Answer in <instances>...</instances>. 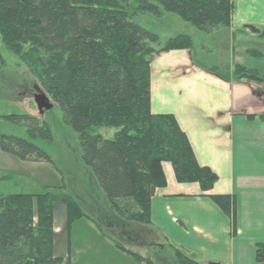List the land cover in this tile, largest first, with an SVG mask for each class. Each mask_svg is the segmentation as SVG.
<instances>
[{"label": "trees", "instance_id": "16d2710c", "mask_svg": "<svg viewBox=\"0 0 264 264\" xmlns=\"http://www.w3.org/2000/svg\"><path fill=\"white\" fill-rule=\"evenodd\" d=\"M233 11L232 0H146L132 14L119 0H0L1 45L58 107L78 138L83 164L120 219L150 224V200L166 185L163 163L171 165L177 183L197 184L203 193L217 182L209 168L197 164L175 118L149 110L151 58L191 49V40L178 35L161 47L158 35L141 28L134 17L172 14L209 35L229 29ZM258 38L264 39V33ZM232 68L237 80L264 82L263 71L241 64ZM2 119L23 125L31 138L51 137L48 126L34 117ZM259 119L264 122V115ZM98 129L115 133L105 139ZM0 151L20 161L51 163L40 148L21 138L1 136ZM209 198L229 217L234 235L235 198ZM55 203L66 205L68 228L87 217L70 198L53 192L0 195V264H63L53 255ZM175 256L177 264H196L181 253ZM255 261L264 264V243L255 246Z\"/></svg>", "mask_w": 264, "mask_h": 264}, {"label": "crops", "instance_id": "0c3cea01", "mask_svg": "<svg viewBox=\"0 0 264 264\" xmlns=\"http://www.w3.org/2000/svg\"><path fill=\"white\" fill-rule=\"evenodd\" d=\"M240 1L245 8L232 14L230 28L221 33L232 39L245 37V42L259 39L264 33V0ZM247 25L259 34L243 29ZM192 50H171L151 58L149 110L175 118L197 164L217 176L216 184L206 193L197 184H179L171 165L163 163L166 185L150 200L149 225L123 219L111 223L88 215L68 228L66 205L55 203L53 255L63 264H79L85 252L98 256L106 243L111 256L131 258L126 264H174L176 252L196 264H259L255 246L264 243V122L259 119L264 115V82L237 80L230 65L227 73L212 72L195 61ZM211 195L235 198L234 235L229 217ZM103 207L115 214L109 203ZM76 229L85 232L77 241L71 234ZM114 229L117 241L111 237ZM90 232L97 243L85 246L92 242L86 236Z\"/></svg>", "mask_w": 264, "mask_h": 264}, {"label": "rangeland", "instance_id": "374dc122", "mask_svg": "<svg viewBox=\"0 0 264 264\" xmlns=\"http://www.w3.org/2000/svg\"><path fill=\"white\" fill-rule=\"evenodd\" d=\"M232 2L233 13L236 12L238 15L245 8V3L242 4V1L238 0ZM119 3L128 14H132L135 8L145 4L146 0H119ZM134 22L158 35L161 47L170 38L186 35L192 42L195 61L205 68L216 69L223 74L227 73L228 65L233 67L235 64H241L264 72V39H251L245 42V37L235 35L233 39L232 36L227 38L221 31L212 35L204 34L172 14H164L161 18L150 14H137ZM249 50L260 54L251 56ZM244 51L246 53H242ZM42 92V88L28 68L0 43V137L25 139L40 148L51 159V163H30L0 151V195L40 194L49 191L70 198L86 216L90 215L96 219L103 217V221L107 218L111 223L114 220L121 221L123 218L120 219L108 207H103L106 202L94 183L90 169L83 164L78 138L64 124L58 107L50 102L51 109L41 112L38 110L33 98ZM22 115L34 117L45 123L51 132L50 139L31 138L23 125L2 119L4 116ZM98 133L105 139H111L115 130L98 129ZM131 230L134 232L133 228ZM102 231L108 235V230ZM113 231L116 232L115 229ZM82 233L77 229L71 232L75 241L82 238L84 235ZM117 233L111 236L114 241L119 238ZM86 236L88 240H92L91 232ZM74 240L71 239L73 247ZM91 243L95 245L97 241L87 242L85 246ZM108 246L110 245L106 243V250L102 249L98 256L90 257V254L85 252L78 263L126 264V261L131 260L129 256H111ZM147 256L150 257L149 254ZM174 264L177 262L174 261Z\"/></svg>", "mask_w": 264, "mask_h": 264}, {"label": "water", "instance_id": "95a60500", "mask_svg": "<svg viewBox=\"0 0 264 264\" xmlns=\"http://www.w3.org/2000/svg\"><path fill=\"white\" fill-rule=\"evenodd\" d=\"M243 29L249 31L252 34H259V30L255 29L252 26H243ZM34 102L37 105L38 110L41 112L42 110L51 109V105L49 99L42 93L40 95L34 96Z\"/></svg>", "mask_w": 264, "mask_h": 264}]
</instances>
